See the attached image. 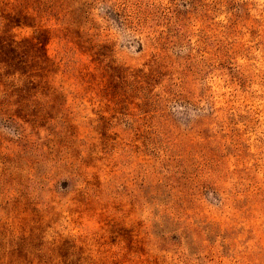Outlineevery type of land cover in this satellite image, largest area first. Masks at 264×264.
Listing matches in <instances>:
<instances>
[{"label":"rangeland","instance_id":"rangeland-1","mask_svg":"<svg viewBox=\"0 0 264 264\" xmlns=\"http://www.w3.org/2000/svg\"><path fill=\"white\" fill-rule=\"evenodd\" d=\"M0 264H264V0H0Z\"/></svg>","mask_w":264,"mask_h":264}]
</instances>
